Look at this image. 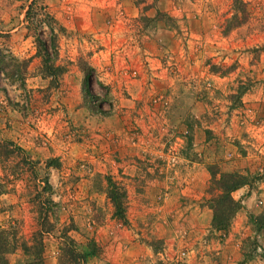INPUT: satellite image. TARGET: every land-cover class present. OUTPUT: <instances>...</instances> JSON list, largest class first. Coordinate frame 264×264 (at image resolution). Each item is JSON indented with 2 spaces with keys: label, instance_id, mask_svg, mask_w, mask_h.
Wrapping results in <instances>:
<instances>
[{
  "label": "rangeland",
  "instance_id": "rangeland-1",
  "mask_svg": "<svg viewBox=\"0 0 264 264\" xmlns=\"http://www.w3.org/2000/svg\"><path fill=\"white\" fill-rule=\"evenodd\" d=\"M164 1L174 16L154 11L156 0H0V246L10 264L21 261L20 247L34 243L39 231L43 264L56 263L63 233L89 253L85 264H264V0ZM147 7L152 16L144 14ZM36 37L48 44L49 62ZM21 61L23 83L15 65ZM188 62L197 77L188 81L180 72L187 90L170 102L160 90L147 102L161 105L166 118L188 102L198 106L189 126L200 129L209 154L199 199L182 195L172 205L160 197L145 209L128 197L122 179L83 182L77 169L84 165L66 151L61 159L56 127L72 152V141L100 133L90 118L105 116L93 111L96 105L107 116L121 114L134 99L131 88L149 87L153 71L176 74ZM48 63L60 71L49 74ZM75 73L77 87L64 79ZM79 108L80 121L73 113ZM233 110L238 125L248 127L229 141L245 158L235 162L226 157L227 138L217 136ZM230 173L243 184L226 193L220 186ZM99 194L106 199L101 205ZM228 196L235 210L225 227H213L210 205H227Z\"/></svg>",
  "mask_w": 264,
  "mask_h": 264
},
{
  "label": "crops",
  "instance_id": "crops-1",
  "mask_svg": "<svg viewBox=\"0 0 264 264\" xmlns=\"http://www.w3.org/2000/svg\"><path fill=\"white\" fill-rule=\"evenodd\" d=\"M165 3L164 0H156L154 11L166 12L174 16L175 14ZM150 10L151 7H147L144 14L152 16ZM191 17L193 18L194 14ZM167 28L173 38L174 27L168 26ZM187 64L186 67L184 64L176 74L173 72L165 74L164 68L158 73L153 71L152 74L157 77L152 78L153 82L149 87L142 86L143 88H141L137 85L131 88L134 99L127 101L128 107L123 110V113L109 116L105 114L95 121L90 116L92 125L95 123L93 129L100 130V133L91 140L72 141L69 144L72 152L68 150V142L60 139L61 129L59 126L56 127V130L59 131L57 152L63 154L61 159L67 158V154L64 153L68 152L69 160L80 161L84 165L77 169L78 174L85 175L83 182H86V179L91 182L93 177L102 178L105 175L122 179V184H125L126 188L128 187V197L145 209L150 210L155 207L154 205L158 206L157 201L159 200L157 199L160 197L172 205L179 203L182 195L189 202L199 199L208 181V172L203 162L209 159V157L207 159L205 157L206 154H209L202 151L205 150V146L202 142L203 134L200 129L196 126H189L191 118L196 117L197 112L200 111L198 106L188 102V104H184L183 109L175 111L174 115L171 113L166 118L161 105L147 102L148 95H155L160 90L168 92L166 99L169 102L173 98H177L181 90H187L189 87L187 88L181 83L185 79L181 78L180 72L183 71L187 75L188 81L195 82L197 77L195 65L192 66L189 62ZM117 75L116 72L113 76L117 77ZM80 78V74L75 73L65 76L64 79H71L77 87ZM193 95L195 96V90ZM190 99L192 98L190 97ZM233 112L234 110L230 114L228 124L221 122L222 126L217 129V136H221L223 139L227 138V141L224 142L225 146L227 145L225 148L226 157L235 162L244 157L231 148L229 141L239 137L241 131L248 130V127L238 125L239 115ZM73 113L79 118V121L85 115L83 109L80 108ZM260 116L264 128V108ZM96 123L103 125L99 127ZM187 126L190 128L189 132L186 130ZM94 132L91 131V134L94 135ZM217 145L219 151L224 149L221 148L219 142ZM170 148H174V154H170ZM172 155L174 163L169 162V157ZM125 177H128V182L135 177H144V180L136 185H133L134 182H132V185L128 186ZM85 186L87 189L90 187L88 183ZM96 198L99 205L106 200L104 194H99ZM116 245L113 244L116 247L114 250L117 249ZM139 256L144 257L145 255ZM130 257L131 260L135 258L132 255ZM49 264H53V262Z\"/></svg>",
  "mask_w": 264,
  "mask_h": 264
},
{
  "label": "trees",
  "instance_id": "trees-1",
  "mask_svg": "<svg viewBox=\"0 0 264 264\" xmlns=\"http://www.w3.org/2000/svg\"><path fill=\"white\" fill-rule=\"evenodd\" d=\"M242 5V4H241ZM28 10V9H27ZM26 10V12H28ZM242 14H245L244 9L241 11ZM236 23V22H235ZM36 46L38 49V52L41 53L43 57V61H48L49 56V49L48 44L45 43V41H42L40 38L36 37ZM54 45L51 43L50 47ZM2 53H0V57H2ZM49 62V61H48ZM25 62L21 61V63H17L16 65V72L18 73V76H21L22 71V65H24ZM47 72L49 74H53L56 71H60V68L58 66H53L51 63H48L47 66ZM20 83L22 82V78L20 77ZM82 87L86 89V93L90 94V82H89V73L83 70V81H82ZM95 112L107 114L106 111H103L101 109L100 105H96V108H93ZM224 175V174H223ZM226 177L232 178L231 180L224 181L220 188L223 190V192H229L235 185H241L243 182L241 181V176L230 173L225 174ZM234 179V180H233ZM235 202L228 196L227 198V205H223V202L216 201L213 202V205L211 204L210 207L212 209V217H211V225L213 227H219L222 226L225 227L227 221L230 219L232 213L235 210ZM264 227V225L262 224ZM46 232V231H44ZM38 239L35 240L34 243L29 245L28 247L22 246L21 249V255L22 259L19 260L18 264H43L42 262V231H39L38 233ZM60 246H58V256L55 264H85V258L89 253L82 252L80 249H78L75 240L71 238L69 235L63 233L61 236ZM2 246H0V264H10L6 257L5 252L1 251ZM5 250V249H4ZM8 251V250H7Z\"/></svg>",
  "mask_w": 264,
  "mask_h": 264
},
{
  "label": "built area",
  "instance_id": "built-area-1",
  "mask_svg": "<svg viewBox=\"0 0 264 264\" xmlns=\"http://www.w3.org/2000/svg\"><path fill=\"white\" fill-rule=\"evenodd\" d=\"M169 162L174 163V156L173 155L171 157H169Z\"/></svg>",
  "mask_w": 264,
  "mask_h": 264
}]
</instances>
